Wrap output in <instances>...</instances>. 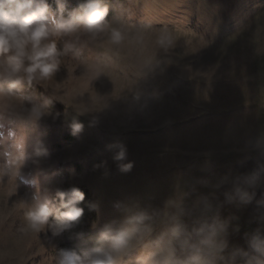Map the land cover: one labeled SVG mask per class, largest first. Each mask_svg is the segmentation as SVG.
<instances>
[{
	"label": "rangeland",
	"instance_id": "1",
	"mask_svg": "<svg viewBox=\"0 0 264 264\" xmlns=\"http://www.w3.org/2000/svg\"><path fill=\"white\" fill-rule=\"evenodd\" d=\"M66 4V11L74 9ZM107 21L95 37H62L58 52L68 42L74 48L57 57V69L43 83L22 82L36 102L53 99L47 115L21 128L6 114L5 133L26 134L48 154L28 149L21 168L26 183L15 179V168L7 169L8 177L0 173V264H53L62 236L51 239L47 228L34 233L25 218L37 189L53 196L58 188H87L101 204L87 223L92 230L93 221L118 216L115 200L162 207L181 184L208 180L196 185L186 198L191 202L221 177L249 174L264 163V0H115ZM114 28L123 31L118 44L111 40ZM163 30L174 40L167 51L155 43ZM151 60L158 61L153 68ZM9 103L5 97L0 106ZM73 120L82 125L76 133ZM114 142L127 147L134 162L129 173H120L112 159L107 145ZM101 161L108 175L94 167ZM230 187L216 196L222 201ZM255 192L248 205L220 208L221 217H236L232 223L239 225L229 231L230 248L247 247L246 234L264 230L256 205L264 183Z\"/></svg>",
	"mask_w": 264,
	"mask_h": 264
},
{
	"label": "clouds",
	"instance_id": "2",
	"mask_svg": "<svg viewBox=\"0 0 264 264\" xmlns=\"http://www.w3.org/2000/svg\"><path fill=\"white\" fill-rule=\"evenodd\" d=\"M53 10L47 0H0V101L7 97V107L0 106V173L8 177L7 169L15 168V179L27 181L21 175V168L28 149L35 156H47V150L40 143H31L26 134L15 136L3 130L7 113L23 128L26 123H34L48 114V106L53 99L36 102L33 96L25 95L22 82L31 85L43 83L60 64L58 56H63L74 48L73 42L65 43L62 51H57L56 42L62 37L79 39L82 33L95 37L109 27L106 17L108 7L103 0H80L77 7L67 10L66 0H56ZM123 31L112 29L111 40L120 43ZM173 36L161 31L155 40L156 45L167 51L173 44ZM158 61L151 60L148 67L153 68ZM16 101L26 117L21 119ZM29 102L30 109L23 103ZM56 117L53 116V119ZM82 125L75 120L71 124L73 133ZM113 151L112 159L120 173H129L134 162L128 159V150L122 142L107 145ZM264 154V142H261ZM96 168H104L108 175L107 162L101 161ZM264 183V163L249 174L235 177H221L211 184L213 191L196 196L191 202L187 197L196 191L197 184L209 185L203 177L193 178L181 184L162 207L137 198L115 200L113 209L118 216L104 223L99 219L91 223L95 235L83 239L77 233L79 243L73 248H60L53 264H264V230L257 229L246 234L247 247H229V231L238 232L239 225L233 224L236 217H221L223 204L248 205L256 197L255 189ZM230 184L223 192L221 201L216 190ZM151 198H149L150 200ZM85 194L78 187L56 189L51 196L47 189L32 195L31 204L25 212L27 226L34 233L45 228L51 239L63 235L65 231L76 228L84 214L81 202ZM259 218L264 219V197L256 200ZM86 207L99 215L101 204L88 201ZM55 247V245H53Z\"/></svg>",
	"mask_w": 264,
	"mask_h": 264
},
{
	"label": "trees",
	"instance_id": "3",
	"mask_svg": "<svg viewBox=\"0 0 264 264\" xmlns=\"http://www.w3.org/2000/svg\"><path fill=\"white\" fill-rule=\"evenodd\" d=\"M80 0H66V3H69L70 7H77ZM47 3L50 5L52 9H56V0L50 1L47 0ZM103 3L107 5L108 7V16L106 19L108 20L113 14L115 10V0H103ZM82 192L85 194V200L81 202V206L84 207V214L81 217L80 224L69 231H65L62 235V244L60 248H73L77 243H79V240L77 239L76 234L77 233H83V239L89 240L95 235V232L93 230H90L87 226L88 221L94 218V211H89L86 207V204L88 201H92L91 193L87 188L84 187H78ZM55 195H53L54 197Z\"/></svg>",
	"mask_w": 264,
	"mask_h": 264
}]
</instances>
